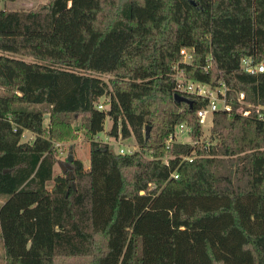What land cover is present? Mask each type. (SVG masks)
Here are the masks:
<instances>
[{"label": "trees", "instance_id": "trees-1", "mask_svg": "<svg viewBox=\"0 0 264 264\" xmlns=\"http://www.w3.org/2000/svg\"><path fill=\"white\" fill-rule=\"evenodd\" d=\"M194 2L0 8L4 264H264V120L255 108L264 106V72L242 66L249 56L264 62V0ZM183 48L195 49L193 64ZM175 64L187 78L226 85L233 112L214 114L217 143L166 148L181 123L200 137L197 110L209 103L194 94L182 95L192 105L175 102ZM248 107L255 113L244 116ZM108 116L109 135L133 134L141 150L116 153L95 138ZM79 119L90 165L71 162L74 188L68 172H55L68 160L55 143L75 139ZM26 130L32 140H23Z\"/></svg>", "mask_w": 264, "mask_h": 264}, {"label": "built area", "instance_id": "built-area-1", "mask_svg": "<svg viewBox=\"0 0 264 264\" xmlns=\"http://www.w3.org/2000/svg\"><path fill=\"white\" fill-rule=\"evenodd\" d=\"M194 51L188 50V49H181V54L183 56V62L188 64H193L194 61ZM242 66L243 69L248 73H256V72H264V62H254L253 57H244L242 59ZM175 69V78H176V93L183 95V94H194L203 98H206L209 100V103L207 106L199 108L197 110V121L201 125V130L206 127L208 124H213L214 114L216 112H227L232 113L233 107L232 104L229 103L228 97H227V87L224 83H221L219 85H212L207 82L199 81V80H193L190 78H187L184 70L180 68V64H176ZM239 100L245 104V93H241V98ZM111 101V97H110ZM248 106L253 107L251 104H247ZM109 106H106L104 103L99 102L98 108L101 110H107ZM250 107L241 108L240 112H242L245 116H250L254 114V109H249ZM256 114L258 118L264 120V112L262 111L264 109V106H256ZM192 132L193 127L187 123H181L177 126L176 130L169 135L167 138L165 144L166 148L170 149L174 146V144H191V145H197L200 141L199 139L196 141L192 140ZM202 133V132H201ZM179 134H187L190 138V140L187 141H180L177 139V136ZM209 144V143H208ZM206 144V146L208 145ZM136 150H125L123 147L119 149L120 154H126V153H133ZM63 152V149L61 148L60 153ZM189 160H193L194 157H184ZM165 163H169V159H163ZM174 177H178L179 175L176 173L172 174Z\"/></svg>", "mask_w": 264, "mask_h": 264}, {"label": "rangeland", "instance_id": "rangeland-1", "mask_svg": "<svg viewBox=\"0 0 264 264\" xmlns=\"http://www.w3.org/2000/svg\"><path fill=\"white\" fill-rule=\"evenodd\" d=\"M42 2H46V0H0V8L6 9V10H30L38 7V5ZM14 57L22 58L27 61H32L33 58L30 56L20 55V54H12ZM183 59V57H182ZM176 67V64L173 66V69ZM175 70V69H174ZM102 78L105 80H109L113 77V74H102ZM5 88L0 87V93L4 92ZM242 93V92H241ZM241 93L239 94V98H241ZM246 96V95H245ZM100 102L104 103L106 106L110 105V96H104L100 99ZM245 102L249 104L246 100ZM243 103V102H242ZM245 104V103H243ZM246 104V105H247ZM30 108L33 109H41L44 111H48L49 107L42 106V105H33L30 106ZM245 116V115H244ZM46 121L45 124L48 123L49 113L45 114ZM213 125V124H212ZM212 125L208 124L206 127H204L201 130V135L198 137L199 143L197 145L204 146L206 144H215L218 142L217 138H213V132H212ZM75 127V134H77V137L75 139L66 141V142H56L58 147H64L63 152L60 153L61 159L64 161L69 156L70 146L72 145L74 147L73 156L74 158H80L85 163V168H88V165L90 164V143L84 136L82 132V126L80 119L77 120V122L74 125ZM112 121L110 117L108 116L105 120L104 130L101 131L95 138L99 140H103L105 142H109L111 146V150L119 153V149L123 147L125 150H141V146L137 143L135 136L132 134L129 137H122L121 132L119 134V137H112L109 135V130L111 129ZM146 132V130H145ZM34 138V134L30 131L26 130L23 135V140H32ZM177 139L180 141H187L190 140L189 136L187 134H179L177 136ZM197 138L194 139L192 137L193 141L198 140ZM167 140V139H166ZM165 140V141H166ZM162 159L170 158V155H165L161 157ZM55 172L59 173L62 172V168L59 164H56ZM4 198L0 197V205L4 202ZM5 263V249L3 240L1 238V226H0V264ZM61 264H76L73 261H61Z\"/></svg>", "mask_w": 264, "mask_h": 264}, {"label": "water", "instance_id": "water-1", "mask_svg": "<svg viewBox=\"0 0 264 264\" xmlns=\"http://www.w3.org/2000/svg\"><path fill=\"white\" fill-rule=\"evenodd\" d=\"M191 2L192 3H195L194 0H191ZM174 99H175V102H187L190 105H192V100H190L189 98L184 97V96H182V95H180L178 93H176L174 95ZM149 135H150V127L148 126L147 129H146V136H147V138L149 137ZM74 159L75 158L73 156V153L70 152V154L68 156V160L65 163H61V167H62V170L64 172H68V177L72 181L71 182V185L75 188L74 175H73L72 166H71V162Z\"/></svg>", "mask_w": 264, "mask_h": 264}, {"label": "crops", "instance_id": "crops-1", "mask_svg": "<svg viewBox=\"0 0 264 264\" xmlns=\"http://www.w3.org/2000/svg\"><path fill=\"white\" fill-rule=\"evenodd\" d=\"M90 165V164H89ZM89 165H88V167H89Z\"/></svg>", "mask_w": 264, "mask_h": 264}]
</instances>
